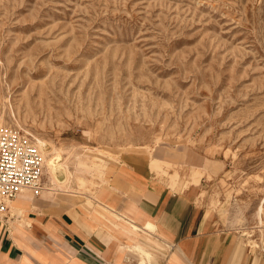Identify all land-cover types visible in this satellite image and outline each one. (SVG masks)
Here are the masks:
<instances>
[{
  "label": "rangeland",
  "instance_id": "obj_1",
  "mask_svg": "<svg viewBox=\"0 0 264 264\" xmlns=\"http://www.w3.org/2000/svg\"><path fill=\"white\" fill-rule=\"evenodd\" d=\"M0 124L68 160L61 194L163 156L161 177L264 249V0H0Z\"/></svg>",
  "mask_w": 264,
  "mask_h": 264
},
{
  "label": "crops",
  "instance_id": "obj_2",
  "mask_svg": "<svg viewBox=\"0 0 264 264\" xmlns=\"http://www.w3.org/2000/svg\"><path fill=\"white\" fill-rule=\"evenodd\" d=\"M153 159L170 163L126 157L91 201L44 190L12 199L0 213V264H264V249L218 226L197 186L161 177Z\"/></svg>",
  "mask_w": 264,
  "mask_h": 264
},
{
  "label": "built area",
  "instance_id": "obj_3",
  "mask_svg": "<svg viewBox=\"0 0 264 264\" xmlns=\"http://www.w3.org/2000/svg\"><path fill=\"white\" fill-rule=\"evenodd\" d=\"M44 158L31 136L18 127L0 124V213L24 190H44Z\"/></svg>",
  "mask_w": 264,
  "mask_h": 264
},
{
  "label": "bare ground",
  "instance_id": "obj_4",
  "mask_svg": "<svg viewBox=\"0 0 264 264\" xmlns=\"http://www.w3.org/2000/svg\"><path fill=\"white\" fill-rule=\"evenodd\" d=\"M33 135V134H32ZM36 143H37V145L41 148V149H43V158H44V166L46 167V169H45V174H46V177L45 178H47V180L45 181L46 183H45V189H44V192L47 194H51V195H55L56 193H59L60 191H67V192H69L68 190H67V188H66V190H64L63 189V186H64V183H65V181L66 180H69L68 178H69V174H68V171H67V166H66V162L68 161H64L63 159V155L61 154V152L60 151H57V150H55V151H53V150H51V152L50 151H48V149L46 150V149H44L45 148V145H46V142L43 140V139H41V138H39V137H36ZM88 148V147H87ZM86 149V148H85ZM84 149V150H85ZM60 150V149H59ZM93 150V149H92ZM64 151H65V149H64ZM83 151V150H82ZM88 151V150H87ZM95 151V150H94ZM100 152H102L101 150H99ZM63 152V151H62ZM91 152V151H90ZM89 152V153H90ZM106 152V151H105ZM85 153V152H84ZM101 154H103V152L101 153ZM100 153H99V155H101ZM106 154H108L107 152H106ZM106 154H104V155H101V156H103V158H104V156H107ZM92 155V154H91ZM81 156H82V154H81ZM79 157V159H77L78 161V170L79 171H82V172H87V171H89V169H92V168H98V172L100 173V172H102V170L100 169V166L103 164V163H99V161L98 160H93V159H91L90 157H86V156H82V157ZM102 158V157H101ZM102 158V159H103ZM66 159V158H65ZM69 159V158H68ZM99 159H100V157H99ZM102 159H101V161H102ZM70 160V159H69ZM72 161V160H71ZM153 162V164L154 165H162V163L163 162H161L160 160H158V159H153L152 160ZM70 162V161H69ZM74 162V161H73ZM73 162H71L72 164H73ZM68 163V162H67ZM70 163V164H71ZM74 163H76V162H74ZM77 164V163H76ZM75 167H77V166H75ZM78 170H76V171H78ZM78 171V172H79ZM94 171V170H93ZM92 171V172H93ZM106 171V170H105ZM76 173V172H75ZM89 173V172H88ZM87 173V174H88ZM97 173V172H96ZM79 174V173H78ZM92 174V173H91ZM166 174V173H165ZM65 176V178H64V180H61V176ZM77 175V174H76ZM75 175V176H76ZM79 175H81V174H79ZM84 174H82L81 176H79V178L81 179V182L82 183H84V185H85V182L86 181H88V179L86 178V176L84 177L83 176ZM96 175L97 174H95V177H96ZM176 175H177V173H176ZM74 176V177H75ZM90 176V175H89ZM93 176V175H92ZM98 176V175H97ZM76 178V177H75ZM103 178V177H102ZM79 179V180H80ZM100 179V178H99ZM105 179V178H104ZM106 181V180H105ZM189 181H191V180H189ZM198 181H196V183H197ZM68 183V182H67ZM86 183H89V182H86ZM103 184V183H102ZM83 185V186H84ZM187 185H189V183H187ZM85 187V186H84ZM71 188V186L70 187H68V189H70ZM89 191V190H88ZM71 192V191H70ZM63 193V192H62ZM75 193V192H74ZM77 194L78 193H80L81 194V192H76ZM70 194H72V192L70 193ZM21 197H24V198H32L33 196H32V193L30 192V191H28V190H24L22 193H20L19 194ZM83 195V194H82ZM88 197H90V196H88ZM34 199V198H33ZM12 201V200H11ZM262 210H263V205H261L260 206V208H259V210H258V215H261V212H262ZM19 213V212H18ZM148 226L149 227H151V228H153L154 227V225H152V224H148Z\"/></svg>",
  "mask_w": 264,
  "mask_h": 264
}]
</instances>
